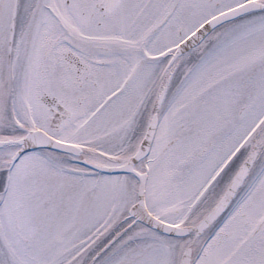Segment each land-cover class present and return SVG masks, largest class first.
Masks as SVG:
<instances>
[{"label":"snow or ice","instance_id":"obj_1","mask_svg":"<svg viewBox=\"0 0 264 264\" xmlns=\"http://www.w3.org/2000/svg\"><path fill=\"white\" fill-rule=\"evenodd\" d=\"M0 264H264V0H0Z\"/></svg>","mask_w":264,"mask_h":264}]
</instances>
